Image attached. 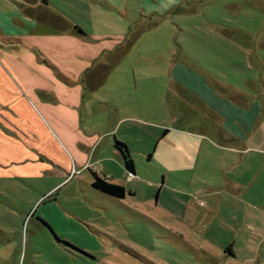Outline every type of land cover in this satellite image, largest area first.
Here are the masks:
<instances>
[{"label": "rangeland", "instance_id": "obj_1", "mask_svg": "<svg viewBox=\"0 0 264 264\" xmlns=\"http://www.w3.org/2000/svg\"><path fill=\"white\" fill-rule=\"evenodd\" d=\"M49 2L87 33L122 34L112 50L123 73L92 92L123 96L137 123L117 134L138 139L151 159L135 158L138 176L126 190L136 195L120 200L62 180L44 156V165L25 168L16 163L20 147L0 140V264H264V0ZM15 7L0 0V11ZM6 20L18 37L22 28ZM4 46L14 45L0 40L9 69ZM180 69L203 75L183 86L174 83ZM30 130L34 151H53ZM162 140L194 162L164 171L152 156L161 152L150 150Z\"/></svg>", "mask_w": 264, "mask_h": 264}, {"label": "crops", "instance_id": "obj_2", "mask_svg": "<svg viewBox=\"0 0 264 264\" xmlns=\"http://www.w3.org/2000/svg\"><path fill=\"white\" fill-rule=\"evenodd\" d=\"M13 2L16 5L14 9L0 11V16L3 15L6 21L22 28L18 37H13L0 23V40L14 45L4 46V52L8 48L12 55L5 53L3 58L12 63V67L3 68L0 56V140H5L10 149H16L13 145L20 147L21 154L16 163H24L21 166L25 168L44 165L38 161L44 156L47 165L52 162L57 167L62 180L75 177L78 185L90 187L91 172H94L108 182L121 185L128 196L134 197L136 191L126 190V187H131L128 179L138 176L135 158L146 155L150 160L151 154L147 148L136 146L138 139L131 140L117 134L120 130L130 131L129 126L137 123L125 115L123 96L118 102L116 99L99 100L92 92L103 87L110 74L116 77L123 73L122 67H116L121 61V52L113 55L112 50L114 46L118 49L122 34L106 37L96 32L87 33L53 7L49 0ZM179 73L180 77L176 76L174 83L178 81L183 86H188L185 81L189 77L196 76L200 80L203 75L190 69H180ZM193 96L203 101L198 89ZM37 104L39 114L33 109ZM38 119L45 121L50 129ZM99 119L104 125L97 127L101 125ZM34 120H37L35 126ZM30 129L39 133L40 139L45 137L42 145L47 143L53 151L38 148L37 152V147L34 151ZM166 133L167 129L163 135L161 132L160 139ZM180 138H184L183 135ZM114 140L123 142L133 159L131 175L126 172L119 153L113 147ZM246 149L243 147L239 151L246 154ZM150 150L153 154L157 150L161 152L152 156L161 157L163 169L167 172L172 171V166H182L192 160L176 145L167 144L164 140L159 147L157 143L153 144ZM52 152L57 154L56 158L51 157ZM190 153L193 154L194 150L190 149ZM83 172L89 173L90 177L85 178L81 175ZM79 175L81 178L77 177ZM159 189L160 186L156 198L160 194Z\"/></svg>", "mask_w": 264, "mask_h": 264}, {"label": "trees", "instance_id": "obj_3", "mask_svg": "<svg viewBox=\"0 0 264 264\" xmlns=\"http://www.w3.org/2000/svg\"><path fill=\"white\" fill-rule=\"evenodd\" d=\"M166 129L162 130V135ZM113 147L116 149V151L119 153L122 165L124 166L125 170L127 173L132 174L133 173V159L131 155L129 154L125 144L123 142L114 140L113 142ZM92 180L90 182V188L93 189L94 191H98V193L106 195L110 198H115V199H121L125 195V189L118 184L108 182L104 180L103 178L98 177L94 172H91ZM58 242H60L57 239ZM61 243L65 244L66 246L77 250L73 245L66 241H61ZM228 247V248H227ZM225 247V249H228L230 251V254L232 255L233 252L230 248V245Z\"/></svg>", "mask_w": 264, "mask_h": 264}, {"label": "built area", "instance_id": "obj_4", "mask_svg": "<svg viewBox=\"0 0 264 264\" xmlns=\"http://www.w3.org/2000/svg\"><path fill=\"white\" fill-rule=\"evenodd\" d=\"M128 175H131L130 173H128Z\"/></svg>", "mask_w": 264, "mask_h": 264}]
</instances>
